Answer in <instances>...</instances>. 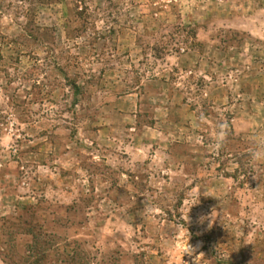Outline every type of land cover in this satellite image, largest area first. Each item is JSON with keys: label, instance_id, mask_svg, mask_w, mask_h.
<instances>
[{"label": "rangeland", "instance_id": "obj_1", "mask_svg": "<svg viewBox=\"0 0 264 264\" xmlns=\"http://www.w3.org/2000/svg\"><path fill=\"white\" fill-rule=\"evenodd\" d=\"M254 142L264 0H0V264H264Z\"/></svg>", "mask_w": 264, "mask_h": 264}, {"label": "clouds", "instance_id": "obj_2", "mask_svg": "<svg viewBox=\"0 0 264 264\" xmlns=\"http://www.w3.org/2000/svg\"><path fill=\"white\" fill-rule=\"evenodd\" d=\"M224 128L225 125L223 123L218 125V136H222L224 134ZM249 157L253 164H260L264 162V143H255V146L249 151ZM189 252L190 246L188 245L187 248L184 249V255Z\"/></svg>", "mask_w": 264, "mask_h": 264}]
</instances>
